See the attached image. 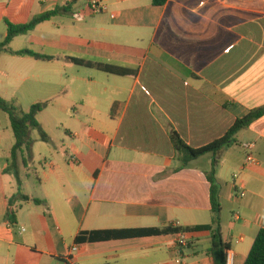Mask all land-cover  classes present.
I'll return each instance as SVG.
<instances>
[{
	"label": "crops",
	"instance_id": "crops-1",
	"mask_svg": "<svg viewBox=\"0 0 264 264\" xmlns=\"http://www.w3.org/2000/svg\"><path fill=\"white\" fill-rule=\"evenodd\" d=\"M88 1L0 0V43L8 34L5 20L22 25L67 9L10 46L53 61L1 55L0 97L30 109L37 104L32 97L48 100L73 78L85 88L77 112L90 119L77 132L70 128L71 140L40 162L42 199L21 193L30 168L19 159V189L7 172L15 142L2 151L0 138V264H214L211 232L195 229L213 222L206 177L212 155L181 167L170 133L199 149L264 107V0H169L164 7L103 0L101 12ZM68 58L136 76L106 74ZM236 141L217 170L227 264H245L264 229V116ZM10 201L15 225L7 218ZM141 230L161 233L77 242L87 233ZM181 233L187 247L177 244ZM75 245L80 249L71 253Z\"/></svg>",
	"mask_w": 264,
	"mask_h": 264
},
{
	"label": "trees",
	"instance_id": "trees-1",
	"mask_svg": "<svg viewBox=\"0 0 264 264\" xmlns=\"http://www.w3.org/2000/svg\"><path fill=\"white\" fill-rule=\"evenodd\" d=\"M168 1L169 0H152V4L155 7H164L168 3ZM66 12V8L56 9L55 11L35 16L29 23L22 25H16L8 20H5L8 28V34L6 39L0 43V57L4 53H11L20 57H29L37 61H53V57L39 54L33 50L27 49L19 52H12L10 50V46L16 38L33 33L39 25L51 21L55 17ZM68 60L78 66L96 69L110 75L128 78H134L136 76L135 72L120 67L91 63L74 58H68ZM46 107V104L38 103L33 105L27 113L19 114L18 109L14 106V104L0 97V110L7 114V116L9 117L11 128L15 136V145L13 146L11 151V166L9 167L7 172H11L15 175L19 189L22 187L19 159H23V166H28V160L32 156L31 152L34 145V141L31 137L32 132L37 131L42 142L48 143L50 141L49 136L43 130L38 121L39 115L46 109ZM263 116L264 107L254 109L247 116L239 119L224 137L199 149L188 146L177 132L171 131L170 133L171 143L177 153V158L181 163V167H188L192 162L206 155H212L211 169L206 173V177L211 185L210 198L212 205L213 222L211 225L198 226L195 229L197 231L211 232V248L208 253L213 259L214 264H227V252L230 250L229 244L224 241L222 236L220 220L222 206L220 202V187L217 179V170L221 163L224 150L231 147L232 145L237 144L236 136L238 135V133L242 130L248 129L254 122L261 119ZM19 196L22 202H30V198L28 196L22 195L20 193ZM33 202L39 205L42 204V202L37 199L33 200ZM16 215L17 209L15 208L13 201H10L7 210V218L12 225L16 224ZM159 233L161 232L158 230H141L122 233L93 232L80 235L77 238V242L83 243L87 241H105L121 236H149ZM245 264H264V229L260 230Z\"/></svg>",
	"mask_w": 264,
	"mask_h": 264
},
{
	"label": "rangeland",
	"instance_id": "rangeland-1",
	"mask_svg": "<svg viewBox=\"0 0 264 264\" xmlns=\"http://www.w3.org/2000/svg\"><path fill=\"white\" fill-rule=\"evenodd\" d=\"M76 74L74 76L77 78V66L75 68ZM73 71V72H74ZM64 85L54 91L52 97L47 99H37L39 97H44L43 95H37L32 97L31 101H37L36 103L46 104V109L39 115L38 121L47 133L48 136L53 138L54 143L45 144L40 140V136L37 131L32 132V139L34 145L32 147L31 158L28 160V167L30 172L24 170V174H31L32 178L26 180V186L24 190L21 191L23 194L33 196L38 199L43 198V194L38 182V176L42 174V168L40 162L44 161L45 158H49V149H53L55 145L71 140L68 137V130L70 128L76 130L82 127V124L89 123V117H84L77 112L76 104L77 100L83 95L85 88L77 86V80L70 79L68 82L64 80ZM67 81V82H66ZM62 96L59 100L58 98ZM28 101L31 103V101ZM47 100V101H46ZM74 102L69 107L62 106V103ZM14 106L18 109L19 114H24L29 111L28 106L24 108L13 103ZM0 134L3 142L1 150H5L6 145H10L15 142V136L12 131L9 119L7 114L0 110ZM27 157V154H26ZM22 160V159H21ZM21 165V164H20ZM11 166V165H10ZM38 174V175H37ZM15 176V175H14ZM16 178V177H15ZM18 196V195H17Z\"/></svg>",
	"mask_w": 264,
	"mask_h": 264
},
{
	"label": "built area",
	"instance_id": "built-area-1",
	"mask_svg": "<svg viewBox=\"0 0 264 264\" xmlns=\"http://www.w3.org/2000/svg\"><path fill=\"white\" fill-rule=\"evenodd\" d=\"M73 1H76V0H73ZM89 6L91 7V9L94 11V12H97V11H103L106 9V7L103 5V0H89ZM253 148V145H246L245 146V149L247 150H251ZM248 161L249 162H253V158L252 156H249L248 157ZM177 225H179V223H177ZM22 231L24 232L25 230L22 229ZM177 244L180 246V247H187L188 244H189V239L188 237L186 236V234L184 233H181L178 235L177 237ZM79 246L78 245H75L73 246V248L71 249V253H75V252H78L79 251Z\"/></svg>",
	"mask_w": 264,
	"mask_h": 264
}]
</instances>
